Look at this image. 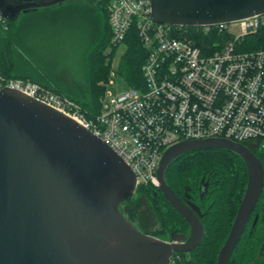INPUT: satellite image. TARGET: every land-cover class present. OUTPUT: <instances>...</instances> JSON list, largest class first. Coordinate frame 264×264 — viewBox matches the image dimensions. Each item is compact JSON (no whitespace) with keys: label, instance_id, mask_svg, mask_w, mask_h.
I'll return each instance as SVG.
<instances>
[{"label":"water","instance_id":"water-1","mask_svg":"<svg viewBox=\"0 0 264 264\" xmlns=\"http://www.w3.org/2000/svg\"><path fill=\"white\" fill-rule=\"evenodd\" d=\"M70 0H0V14L22 13ZM157 22L197 27L264 13V0H150ZM239 154L248 184L217 264H229L264 190V164L243 144L210 137L168 147L158 166V189L189 224L184 241L143 232L121 205L137 190L131 166L73 117L23 91L0 88V264H171L204 237L200 209L166 181L177 157L197 150ZM258 220V214L254 223ZM192 263V260H188Z\"/></svg>","mask_w":264,"mask_h":264},{"label":"built area","instance_id":"built-area-1","mask_svg":"<svg viewBox=\"0 0 264 264\" xmlns=\"http://www.w3.org/2000/svg\"><path fill=\"white\" fill-rule=\"evenodd\" d=\"M90 1L108 12L110 47L124 44L135 27L147 51L141 86L109 92L106 106L105 91L94 117L73 98L1 70L0 88L23 91L76 119L131 166L137 185L159 186L162 155L178 142L219 137L255 146L264 141V13L192 27V33L157 22L150 0ZM0 25L9 29L1 14ZM199 33L211 35L210 41L200 40ZM185 259L173 253L171 264H187Z\"/></svg>","mask_w":264,"mask_h":264},{"label":"trees","instance_id":"trees-1","mask_svg":"<svg viewBox=\"0 0 264 264\" xmlns=\"http://www.w3.org/2000/svg\"><path fill=\"white\" fill-rule=\"evenodd\" d=\"M73 0L61 5L40 8L28 13H22L17 20L6 19L9 29L0 25V70L7 76L30 79L41 83L63 95L78 101L88 117H94L101 110V97L104 93L102 82L109 77L111 61L106 63V56L111 52L105 50L111 46L112 27L107 10L90 0L83 2L81 7L89 9L94 16L96 40L93 48H87L81 53L86 65V76L83 81L72 78L70 82L47 75L46 65L37 64L34 60L42 55L37 48L50 47L48 38L56 36L52 27L53 17L59 9L70 5ZM34 27L44 25V40H28V31L24 24ZM49 27V28H48ZM189 32L196 29L188 27ZM51 34H50V32ZM26 33V35L24 34ZM199 39L210 41L211 35L199 33ZM53 44V43H52ZM125 52L122 55L119 71L127 80L129 86L138 87L143 81L142 64L147 51L140 41L135 27H132L124 40ZM255 146H249L264 164V141H255ZM256 148V149H255ZM205 175L211 185L204 197L199 199V181ZM166 181L174 192L182 197L189 187L188 193L196 199L192 202L200 209V219L204 226V237L201 244L190 253L188 259L182 260L187 264H217L221 246L225 242L236 217L238 208L248 184V169L243 158L233 151L226 149L197 150L183 154L174 159L166 171ZM141 199V200H140ZM131 205L133 210L128 214L123 208ZM123 213L138 228L147 233L165 239L160 233L170 230L187 231L188 223L169 203L165 195L152 184H140L136 193L121 205ZM259 215L255 227L248 224L238 244L236 245L229 264H264V191L256 207L255 214ZM142 224V225H141ZM145 225L147 227H145ZM149 226V228H148ZM188 260H192L189 263Z\"/></svg>","mask_w":264,"mask_h":264},{"label":"rangeland","instance_id":"rangeland-1","mask_svg":"<svg viewBox=\"0 0 264 264\" xmlns=\"http://www.w3.org/2000/svg\"><path fill=\"white\" fill-rule=\"evenodd\" d=\"M73 0L70 5H65L63 10L59 9L53 17L52 27H54V36L51 40L43 39L44 25L36 24L34 27L27 26L25 23L24 29L27 32L28 40H34L35 36L39 37V41L44 43L49 42L50 47L37 48L42 57L38 56L34 61L37 64L46 65L47 75L50 77L58 76V78L70 82L74 77L77 81H83L86 76L85 59L81 57L83 50L93 48L94 42L97 39L94 29V16L89 9H83V2ZM49 28V27H48ZM50 32V31H49ZM26 35V33H24ZM51 34V32H50ZM53 43V44H52ZM114 50L111 56H106V63L111 61L109 67V77L102 82L106 98L104 105L108 104L109 92L116 95L127 91L130 86L127 80L119 71V64L123 53L125 52V44L119 47H108L105 53Z\"/></svg>","mask_w":264,"mask_h":264},{"label":"flooded vegetation","instance_id":"flooded-vegetation-1","mask_svg":"<svg viewBox=\"0 0 264 264\" xmlns=\"http://www.w3.org/2000/svg\"><path fill=\"white\" fill-rule=\"evenodd\" d=\"M263 147H264V145H263ZM256 149V148H255ZM211 185V182H210V179L208 178V179H206V177H205V175H202V177H201V179H200V181H199V187H198V189H197V191L199 192V199H202V200H205V199H209V198H207V197H204L205 196V194H206V192H208V189H209V186ZM158 188V187H157ZM188 190H189V187H187V190L185 191V193H184V195L181 197L182 198V200L183 201H185V202H193L194 201V199H196L195 197H194V195H191V194H189L188 193ZM264 191V190H263ZM180 197V196H179ZM141 200V199H140ZM125 210H126V212H128V214L133 210V208H132V206L131 205H127V206H124L123 207ZM257 215V213L254 215V217H253V215H252V217H251V220H250V222H251V224H252V227H255V225H256V223H255V225L253 226V223H254V218H255V216ZM258 218H259V215H258ZM258 221V220H257ZM249 222V223H250ZM248 223V224H249ZM142 225V224H141ZM189 225V224H188ZM248 226V225H247ZM145 227H147L146 225H145ZM148 228H149V226H148ZM247 228V227H246ZM142 230V229H141ZM145 230H147V231H150V229H145ZM143 231V232H146V231ZM147 233V232H146ZM160 233L161 234H163L164 236H165V239L164 240H168V241H184V240H186L187 238H188V236H189V233H190V227H189V229L187 230V231H177V230H170V231H168L167 233H164V231H160ZM150 234V233H149ZM190 253L191 252H189V253H186V256L187 257H189V255H190Z\"/></svg>","mask_w":264,"mask_h":264}]
</instances>
